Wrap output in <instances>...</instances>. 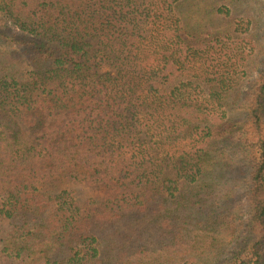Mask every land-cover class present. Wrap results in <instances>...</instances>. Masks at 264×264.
<instances>
[{"label": "trees", "instance_id": "1", "mask_svg": "<svg viewBox=\"0 0 264 264\" xmlns=\"http://www.w3.org/2000/svg\"><path fill=\"white\" fill-rule=\"evenodd\" d=\"M183 1L0 0V23L15 30L0 39L11 44L0 48V264H264V76L247 115L231 119L221 102L245 75L243 50L209 73L210 34L186 26ZM233 144L251 155L246 223L213 201L228 196ZM60 178L107 188L109 208L72 213L52 188ZM126 211L133 230L147 225L138 235L159 239L135 243V260L122 243L140 238L110 224ZM93 217L109 224L81 254ZM107 237L118 250L105 254Z\"/></svg>", "mask_w": 264, "mask_h": 264}, {"label": "rangeland", "instance_id": "2", "mask_svg": "<svg viewBox=\"0 0 264 264\" xmlns=\"http://www.w3.org/2000/svg\"><path fill=\"white\" fill-rule=\"evenodd\" d=\"M220 10H228L230 12L228 17L219 13ZM177 14L186 24V26L195 32L203 31L202 33H208L209 52H204V58L209 59L207 66H209V73L216 72L218 69L217 57L220 58V67L222 70L231 69L229 62L233 60V63L238 61L235 58V52L232 48H242V61H238L239 69L244 68V77L239 81L236 88L230 91L221 103L224 104V108L228 112V116L233 120H242L248 113V94L254 93L256 88L262 84L264 76V0H184L182 4L176 10ZM0 23V39L11 37L14 33V28L9 25H2ZM237 29V32H235ZM226 36H230L236 43L231 49H223L221 52H213L212 48L217 46L215 44L217 39H226ZM236 47V48H237ZM0 48H10L11 44L4 45L0 41ZM240 48V49H241ZM220 68V69H221ZM203 92H209V85H202ZM197 93V92H196ZM247 99V100H246ZM264 117V115H263ZM264 134V129H263ZM25 138L28 139L27 135ZM224 155L229 160L227 165L228 179L226 178L227 187L229 188L228 196L226 195V188L218 190L214 195V204L219 202V207L231 206L235 212H237L238 222L246 223L248 220L249 205V174H250V158L251 155L245 154V152L236 145L226 146ZM55 186L57 193L63 191L66 192V202L73 203L72 213L80 211V214H87V212L94 213V210L109 208V202H107L109 193L107 188L90 185L87 183H78L69 181L65 178H60L58 181L52 184V188ZM117 200V203H120ZM122 204V203H120ZM154 205L153 200L149 203ZM226 204V205H225ZM112 208V205H110ZM120 208L122 206H119ZM53 210V209H52ZM51 211H48L49 214ZM126 216L121 217L118 221L116 218H112L110 224H114L123 228L125 236H131L132 234L138 240L134 238L127 239L122 245L126 248L127 256L135 260L140 258L137 256L138 246L146 245L147 247H154L157 243L158 236L151 230L144 232L141 235L136 233L137 230H144L147 225L145 223L136 224V228L132 229V224L135 214H131L126 211ZM45 214L44 216H47ZM76 219L78 218V216ZM141 218V217H138ZM102 222V223H101ZM105 224H109L105 220L98 218H91L88 221V226L82 229L85 232V239L88 238L82 244L76 245V250H79L81 254L86 253L90 247L85 244L89 243V238L93 235H102L104 231L102 228ZM9 224L5 223L3 229H9ZM200 231V232H199ZM202 229L199 228L193 231L195 235L196 246L202 244L200 233ZM151 234V236L149 235ZM202 234V233H201ZM240 235V234H239ZM251 234L247 233V240H250ZM243 237V233L241 234ZM254 237V236H253ZM108 238V237H107ZM108 243L104 245V253L107 251L118 250V242H114L113 239L108 238ZM75 242V241H74ZM249 242V241H247ZM75 244V243H74ZM59 254V253H58ZM113 253L112 255H114ZM231 255V250H227L225 256ZM36 259H30L28 264H41L40 261L35 262Z\"/></svg>", "mask_w": 264, "mask_h": 264}]
</instances>
